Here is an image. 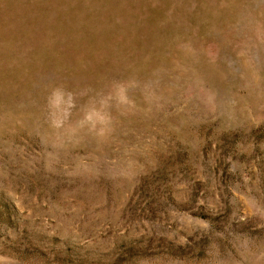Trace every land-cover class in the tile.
I'll list each match as a JSON object with an SVG mask.
<instances>
[{
  "label": "rangeland",
  "instance_id": "1",
  "mask_svg": "<svg viewBox=\"0 0 264 264\" xmlns=\"http://www.w3.org/2000/svg\"><path fill=\"white\" fill-rule=\"evenodd\" d=\"M0 264H264V0H0Z\"/></svg>",
  "mask_w": 264,
  "mask_h": 264
}]
</instances>
